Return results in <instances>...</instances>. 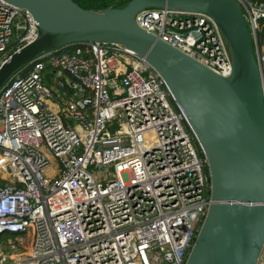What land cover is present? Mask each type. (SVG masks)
I'll return each instance as SVG.
<instances>
[{"label":"built area","instance_id":"1","mask_svg":"<svg viewBox=\"0 0 264 264\" xmlns=\"http://www.w3.org/2000/svg\"><path fill=\"white\" fill-rule=\"evenodd\" d=\"M237 1L264 78V0ZM135 20L230 72L207 15L154 7ZM39 32L30 12L0 1V63ZM210 201L183 109L132 49L77 41L39 53L0 87V234L25 236L17 264H184Z\"/></svg>","mask_w":264,"mask_h":264},{"label":"water","instance_id":"2","mask_svg":"<svg viewBox=\"0 0 264 264\" xmlns=\"http://www.w3.org/2000/svg\"><path fill=\"white\" fill-rule=\"evenodd\" d=\"M0 1L30 12L40 30L0 63V87L39 53L77 41L118 43L145 58L183 109L209 171L211 201L184 264H256L264 241V78L238 1L129 0L100 9L74 0ZM154 7L210 17L226 40L230 72L141 27L136 13Z\"/></svg>","mask_w":264,"mask_h":264},{"label":"rangeland","instance_id":"3","mask_svg":"<svg viewBox=\"0 0 264 264\" xmlns=\"http://www.w3.org/2000/svg\"><path fill=\"white\" fill-rule=\"evenodd\" d=\"M25 236L0 234V264H17L28 248Z\"/></svg>","mask_w":264,"mask_h":264},{"label":"trees","instance_id":"4","mask_svg":"<svg viewBox=\"0 0 264 264\" xmlns=\"http://www.w3.org/2000/svg\"><path fill=\"white\" fill-rule=\"evenodd\" d=\"M74 1L84 8L100 9L106 6L120 7L125 5L129 0H74ZM261 22L263 23L261 29V35L264 36V19H262ZM15 41L16 40L13 38L12 40L13 48L10 51H12L16 47Z\"/></svg>","mask_w":264,"mask_h":264}]
</instances>
